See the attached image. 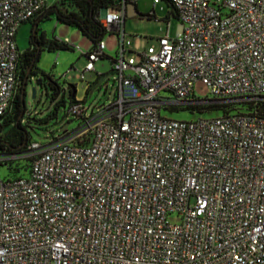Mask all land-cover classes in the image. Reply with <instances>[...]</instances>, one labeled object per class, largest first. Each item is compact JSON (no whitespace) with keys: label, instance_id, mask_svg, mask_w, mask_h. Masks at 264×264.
I'll list each match as a JSON object with an SVG mask.
<instances>
[{"label":"built area","instance_id":"1","mask_svg":"<svg viewBox=\"0 0 264 264\" xmlns=\"http://www.w3.org/2000/svg\"><path fill=\"white\" fill-rule=\"evenodd\" d=\"M137 1L101 11L120 43ZM167 1L179 15L176 38H160L137 65L121 48L109 103L90 112L70 102L75 130L0 153L12 173L26 162L22 176H0V264H264V116L163 115L264 101V0ZM49 6L0 0V117L18 89V33ZM73 49L87 59L82 78L107 56L103 40ZM198 82L209 97L195 94Z\"/></svg>","mask_w":264,"mask_h":264},{"label":"rangeland","instance_id":"2","mask_svg":"<svg viewBox=\"0 0 264 264\" xmlns=\"http://www.w3.org/2000/svg\"><path fill=\"white\" fill-rule=\"evenodd\" d=\"M63 0H47L60 2ZM137 15L130 17L126 15L124 24V36L122 42L115 32H108L103 41L106 44L107 57L99 60L95 64V71L87 72L82 78L81 73L87 65V59L81 53L74 51H45L41 54L38 68L46 73H50L62 85V94L57 99H52V92L45 86H41L37 77L32 78L27 84L26 91V122L29 126L31 140L39 143H46L48 138H57L66 131L75 130L80 121L73 116L66 114L65 105L60 104L63 100L67 104L72 101V87L75 89L74 97L77 101L83 102L90 107V112L98 109L100 105L109 103L116 91L113 87L112 73L113 59L116 58L122 48L125 52L124 58L130 65L140 63L141 54H156L159 51V39L167 34L174 39L177 36L180 20L173 13L172 7L166 0H138L136 3ZM40 28L50 37H58L65 40L69 38L70 44L78 46L82 51L87 52L93 45L91 40L84 36L81 31L72 26L59 23L54 16L44 21ZM32 26L22 27L18 33L17 43L20 51H25L29 47ZM22 82L19 83L17 93H20ZM33 89L36 90L33 98ZM195 94L205 99L209 97L207 87L198 82L194 87ZM169 97L170 94H163ZM59 104L58 109L56 106ZM183 109V110H182ZM242 109H237L240 111ZM222 113L218 111L194 113L192 110H164L163 115L178 121H193L199 118H214ZM29 117V118H28ZM21 171L12 173L7 167H0V176L3 180L22 176L24 174L26 162L21 163ZM17 167V165H14ZM171 223H179L181 219L175 215L170 216Z\"/></svg>","mask_w":264,"mask_h":264},{"label":"trees","instance_id":"3","mask_svg":"<svg viewBox=\"0 0 264 264\" xmlns=\"http://www.w3.org/2000/svg\"><path fill=\"white\" fill-rule=\"evenodd\" d=\"M117 2L118 0H63L50 5L29 22L32 26L30 45L22 52L19 64L18 87L19 83L22 82L21 91L15 95L12 110L0 117V153H21L31 141L29 132L31 123L29 124L26 122V113L28 111L26 104V87L32 78L37 77V81L41 86L50 89L52 92V99L54 100L57 99L63 91L62 85L52 74L46 73L38 68V62L40 61L41 54L45 51H74V49L71 45L56 37H48L47 34L41 30L40 25L54 16L59 23L78 28L84 36L91 40L93 43L92 46L96 47L108 33L100 21L101 11L115 8ZM167 2L172 7L173 13L179 19L176 8L172 3L169 1ZM74 93L75 89L72 87L71 102H77ZM60 104H64L66 110L67 103L63 100ZM58 107L59 104L56 106V109H58ZM239 108L242 109L240 111L243 112L254 110L258 112L259 115L264 116V101H259L255 105L251 103H240L235 105H193L185 107L184 110H192L194 113L218 111L222 114H229L238 112L236 110ZM16 172L18 173L20 171L16 170Z\"/></svg>","mask_w":264,"mask_h":264},{"label":"water","instance_id":"4","mask_svg":"<svg viewBox=\"0 0 264 264\" xmlns=\"http://www.w3.org/2000/svg\"><path fill=\"white\" fill-rule=\"evenodd\" d=\"M104 12H106V9L104 10ZM137 14L138 13H137L135 4H128V7H127V15L130 16V17H134ZM32 93H33V98H35L36 90L33 89V92Z\"/></svg>","mask_w":264,"mask_h":264},{"label":"crops","instance_id":"5","mask_svg":"<svg viewBox=\"0 0 264 264\" xmlns=\"http://www.w3.org/2000/svg\"><path fill=\"white\" fill-rule=\"evenodd\" d=\"M54 3H56V2H52L51 4H49V3H48V4H49V5H52V4H54ZM26 25H31V24L28 23V24L23 25L22 27H24V26H26ZM22 27H21V28H22ZM41 30H42V29H41ZM42 31H44V30H42ZM44 32H45V31H44ZM45 33H46V32H45ZM46 34H47V33H46ZM47 36L50 37L48 34H47ZM17 38H18V36H17ZM56 38L59 39L58 37H56ZM59 40H61V39H59ZM66 40L69 41V38H68V37H65V40H64V41H66ZM62 41H63V40H62ZM90 49H91V48H90Z\"/></svg>","mask_w":264,"mask_h":264}]
</instances>
